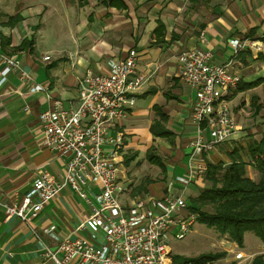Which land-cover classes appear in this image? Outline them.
Instances as JSON below:
<instances>
[{"label": "crops", "instance_id": "obj_1", "mask_svg": "<svg viewBox=\"0 0 264 264\" xmlns=\"http://www.w3.org/2000/svg\"><path fill=\"white\" fill-rule=\"evenodd\" d=\"M263 33L264 0H0V200H20L43 171L57 178L65 175L66 159L45 144L39 113L54 100H61L66 108L77 107L86 73L110 72L114 59L134 48L137 72L146 80L135 107L110 132L123 138L120 201L129 205L137 197L151 200L174 194L190 202L205 184L203 177L187 186L182 182L188 176L189 143L195 130L191 121L195 91L181 79L178 55L201 48L213 52L215 63H225L234 56L233 41ZM5 57L17 60L19 68L3 79ZM234 68L242 75L240 87L225 99L236 122L230 139L236 147L218 144L208 160L226 166L241 159L247 173L253 169L258 174L247 147L264 131H252L254 135L249 131L256 123L254 117L262 112L264 116V108L254 114L252 106L253 97L264 103V41L261 51H241ZM258 80L253 88H245ZM154 107L166 115L164 123L174 134L173 142L150 132L159 118ZM151 146L164 167L147 163L151 178L137 182L144 183L146 190L143 194L134 190L132 195V186L136 187L130 178L132 162L139 155L148 162ZM232 148L237 151L231 152ZM125 155L131 158L128 165ZM90 189L98 191L95 186ZM91 212L70 186L29 223L15 217L7 220L0 207V264H41L44 245H58L47 230L101 241L100 234L91 237L89 227L78 228Z\"/></svg>", "mask_w": 264, "mask_h": 264}, {"label": "built area", "instance_id": "obj_2", "mask_svg": "<svg viewBox=\"0 0 264 264\" xmlns=\"http://www.w3.org/2000/svg\"><path fill=\"white\" fill-rule=\"evenodd\" d=\"M261 38L233 41L234 56L225 63H215L213 52L201 48L178 55L181 79L195 91L191 104L195 130L189 143L188 176L182 179L185 186L204 178L209 153L232 138L236 122L225 95L237 89L242 77L234 59L244 50L261 51ZM137 59L133 48L125 57L114 59L110 72L88 71L80 84L77 107L66 108L61 100H54L38 115L45 144L66 159L65 175L57 178L43 171L20 200H0L5 218L29 223L70 186L92 211L78 228L89 227L93 239L102 235L101 241L92 242L47 230L58 245H44L41 264H192L173 260L166 242L170 234L184 239L197 222L198 214L189 210L187 199L168 194L151 200L137 197L123 205L119 198L123 138L110 132L135 107L136 95L145 83V75L137 72ZM15 68L19 62L5 57L3 79ZM236 258L245 259L242 253Z\"/></svg>", "mask_w": 264, "mask_h": 264}, {"label": "trees", "instance_id": "obj_3", "mask_svg": "<svg viewBox=\"0 0 264 264\" xmlns=\"http://www.w3.org/2000/svg\"><path fill=\"white\" fill-rule=\"evenodd\" d=\"M247 37L261 38L260 36ZM261 39L264 41V37ZM31 44L29 43V46ZM259 82L260 80L248 83L245 88H253ZM252 106L254 114H258L264 108V103H258L253 97ZM154 108L159 118L151 124L150 132L155 137L173 142L174 134L166 128L164 123L166 115L159 107ZM155 149L151 146L147 150L146 159L149 163L163 168L162 159L155 153ZM236 151L235 148L231 149V152ZM247 153L258 171L257 180L248 175L247 164L241 159L231 160L226 166L207 160V172L203 178L205 185L196 197L190 199L189 206L191 212L198 214L199 223L215 229L222 235L227 234L240 247L243 246L246 232H253L264 243V131L260 140L251 139L248 142ZM130 161L131 158L125 155V163L128 165ZM135 190V192L145 191L146 186L141 183ZM215 258V255L206 254H200L191 259L173 255L175 261H186L192 264H204ZM248 264H264V253L255 255Z\"/></svg>", "mask_w": 264, "mask_h": 264}, {"label": "rangeland", "instance_id": "obj_4", "mask_svg": "<svg viewBox=\"0 0 264 264\" xmlns=\"http://www.w3.org/2000/svg\"><path fill=\"white\" fill-rule=\"evenodd\" d=\"M263 112L258 116H255L256 123L253 125L250 135L258 134L262 129H264ZM259 120V121H258ZM248 131V130H247ZM253 131V133H251ZM248 133V132H247ZM249 135V134H248ZM248 135L246 137H248ZM138 143L140 141H137ZM234 141H227V147L235 146ZM141 144V143H140ZM132 151V150H130ZM127 152L130 154L131 152ZM149 162L145 161V158L141 155L138 156L134 162H132V169L130 172V178L133 180L131 184L138 186L137 183L145 178H151L152 168ZM252 179L257 180L259 175L251 169L248 172ZM144 184V183H142ZM136 187L132 186L131 194H134ZM187 189L191 190L192 187L188 186ZM200 190V188H199ZM198 190V191H199ZM136 191V190H135ZM144 192V191H143ZM143 192H138V194H143ZM136 194V193H135ZM142 196V195H141ZM167 244L171 248V256L177 255L180 257H186L187 259L196 258L200 254L215 255L216 258L206 262L204 264H248L250 259L257 254L264 253V245L260 243V239L253 232H246L243 246L240 247L235 241H233L227 234L222 235L216 232L215 229L206 227L204 224L198 221L193 226L191 232L187 234L184 239L178 240L173 234L168 235L166 240ZM257 244V245H255ZM237 253H242L244 260L239 261L236 258ZM250 256V259L249 257ZM249 259V260H247ZM247 260V261H246ZM245 261V262H244ZM176 262H186V261H176Z\"/></svg>", "mask_w": 264, "mask_h": 264}]
</instances>
